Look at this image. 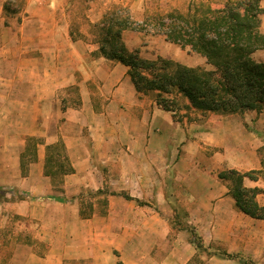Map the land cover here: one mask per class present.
<instances>
[{
	"label": "crops",
	"instance_id": "0c3cea01",
	"mask_svg": "<svg viewBox=\"0 0 264 264\" xmlns=\"http://www.w3.org/2000/svg\"><path fill=\"white\" fill-rule=\"evenodd\" d=\"M115 3L0 0V264H239L220 250L264 264V220L219 178L264 172V110L175 117L137 92L89 29ZM121 5L151 12L148 0ZM59 143L72 171L49 176ZM244 186L264 206V175ZM85 191L102 206H84ZM179 200L205 251L175 223Z\"/></svg>",
	"mask_w": 264,
	"mask_h": 264
},
{
	"label": "trees",
	"instance_id": "16d2710c",
	"mask_svg": "<svg viewBox=\"0 0 264 264\" xmlns=\"http://www.w3.org/2000/svg\"><path fill=\"white\" fill-rule=\"evenodd\" d=\"M261 2L226 0L220 8L200 5L189 8L187 14L174 10L155 21L153 26L166 41L182 49L190 48L201 55L212 70L188 67L161 57L148 60L141 58L138 50L131 51L123 34L134 30L145 31L149 24L145 21L136 28L128 10L123 7L110 10L101 25L95 26L98 30L96 42L100 44L103 56L129 67L137 92L143 95L155 92L157 105L175 117L178 101L176 97H171L174 94L189 101L187 109L201 113L229 115L261 112L264 110V61H256L252 57L256 52L264 51V32L260 31L264 15ZM53 149V154L47 159L46 173L63 177L72 168L67 156L62 154V151L65 152L63 144L59 143ZM262 151L264 153V148ZM59 157L63 160L59 161ZM261 175L264 172L227 170L219 173V178L229 183L230 195L237 208L258 220H264V206L256 200L261 191L246 188L244 180L256 181ZM4 200L5 193L0 191V202ZM104 202L106 206L107 201ZM82 214L86 215L84 211ZM175 223L189 233L199 251H205L202 238L193 228ZM216 254L222 259L248 264L225 251L220 250Z\"/></svg>",
	"mask_w": 264,
	"mask_h": 264
},
{
	"label": "rangeland",
	"instance_id": "374dc122",
	"mask_svg": "<svg viewBox=\"0 0 264 264\" xmlns=\"http://www.w3.org/2000/svg\"><path fill=\"white\" fill-rule=\"evenodd\" d=\"M87 1V0H86ZM95 1V0H92ZM99 3L103 2L104 3L107 0H97ZM125 1H130V0H125ZM150 3V10L147 14V16H139L137 18L129 9V6L123 7L121 5V0H119V3L112 4L111 8L115 7H123L126 8L132 18V22H134V26L137 28L139 26H142L143 22H148L149 26L145 31H139V30H134V31H127L123 34V39L127 45V47L130 50H138L139 55L142 53L143 56L142 58L145 59H151L157 55L159 58V54H163V57L165 59H170L175 62H178L180 64H190L193 65L194 67H204L207 70H212V67L207 64L206 60L199 54H196L195 52L191 51L190 48H185L182 49L180 46L174 45L168 41L165 40L163 36L158 34L157 29L153 26L155 24V21L161 16H164L168 13H171L173 9L169 11L170 2L168 0H148ZM226 0H177V4L180 5L181 8H179L177 11H180L183 14H187L189 11V8H195L200 5L204 6H212L213 8H220L221 6L224 5ZM261 6L264 8V0L261 2ZM110 8V9H111ZM112 8V9H113ZM111 9V10H112ZM174 11V10H173ZM262 23L260 27V31L264 32V15L261 17ZM93 37L98 34V30L95 29V27L89 28ZM139 29V28H138ZM253 59L256 61H264V51H259L256 52L253 56ZM171 97H176L178 101V105H176V115L177 116H182L186 112V104H185V98L174 94ZM62 154L65 155V152L62 151ZM62 157H59L58 159H61ZM63 159L59 160L62 161ZM60 177V176H59ZM57 178L60 180V178ZM58 189L59 186L57 185ZM82 195H84V200H83V205L86 207H89V204L91 203H97L101 205L102 200H93L91 199L90 192H83ZM102 206V205H101ZM179 209L181 211V214L185 213L186 208H185V201L184 200H179L178 202ZM180 223H183L182 225L184 226L186 224L185 219L186 215L183 214L181 217H179ZM246 263V262H245Z\"/></svg>",
	"mask_w": 264,
	"mask_h": 264
}]
</instances>
